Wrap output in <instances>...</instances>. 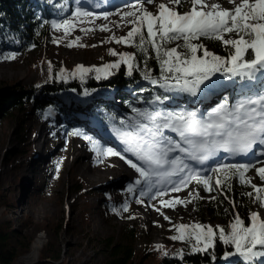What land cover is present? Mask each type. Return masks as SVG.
<instances>
[{"label":"rangeland","instance_id":"374dc122","mask_svg":"<svg viewBox=\"0 0 264 264\" xmlns=\"http://www.w3.org/2000/svg\"><path fill=\"white\" fill-rule=\"evenodd\" d=\"M74 1L72 13L79 7H75L76 4L79 5V1ZM221 1L214 2L220 3L224 8L233 7L232 4L226 5ZM95 2L104 3L105 8L92 12L81 7L84 11L96 15L92 18L84 17L82 22L77 19L76 26L68 34H65L63 28L51 26L47 29V36L41 44L27 52L19 50L16 46V49H13V45H10L9 55L6 56L11 57L14 54V58L0 59V67L7 69L6 74L0 75V92L17 85L31 87L39 94L38 86L47 82L51 74L47 65L48 60L65 68L66 74L63 78L65 81H72L77 75L81 76L76 72L78 65L86 68L103 67L120 58L119 55H111L110 50L117 53L127 52L128 44L116 43L113 36L117 39L126 36L132 25L122 22L116 10L119 8L123 11L125 5L137 4L143 0L126 1L117 6H108L106 0ZM159 3H167V0H154L153 4L145 3V7L148 11L158 14ZM176 10L181 13L189 11L190 5L185 2ZM103 12H110L112 15L105 20ZM105 24L108 31L101 30V26ZM225 38L229 36L226 35ZM211 52L218 55L216 51ZM93 76H96L94 71L85 73L83 79ZM102 78L103 73L100 79ZM214 79H218L220 83L215 92L204 97L197 98L188 94L184 98L180 93L163 87L166 90L165 95H157L161 97L160 101L155 99L147 101L138 97L132 104L123 108L120 96L113 86L104 91L92 93L86 91L84 94L76 89H68L60 93L59 97L55 96L54 102L58 107L64 106L66 112H71L70 117L75 124L82 126L76 127V131H65L63 124L67 117L58 107L52 105L46 107L44 117H39L34 110H32L34 113L28 115L15 113L11 118H5L0 112V188L8 200H11L10 204L2 203L4 206L0 204V224L12 223L16 234L20 235L19 239L13 237V244L22 254L20 263L30 264L40 254H50L52 249L59 254L60 260L68 258L71 264H102L109 253L103 240L112 237L115 243H127L128 232L132 228L136 233L132 241L134 247L139 251L143 249L154 251L156 253L154 262H158L167 257H181L184 251L191 247L190 244L196 245L195 237L189 238L187 233L184 240L171 239L172 236L178 235L174 225L182 223L210 225L217 231V237V226L224 227L227 232L229 223L234 219L231 215L225 221L210 215L202 216L200 202L207 201L213 193L206 191L203 185L195 181H191L180 192L168 191L163 197L165 200L179 197L190 200V203L164 207L160 203L161 198L155 196L158 187L153 188L145 196L140 195V192L147 191V188L143 182L140 185L136 184V180L139 179L138 173L133 181L127 176L117 180L118 175L102 172L109 169L110 158L114 160L118 158L101 154L103 150L108 147L117 151L123 150L124 145L119 142L121 141L118 134V129H121L119 121L135 116L132 108L148 111H196L206 115L220 104L217 100L220 95L232 93L233 99L237 100L241 97L242 91H247L237 82L228 87L223 83V76L220 74ZM126 90L133 93V88ZM62 96L73 105L62 101ZM165 96H168L167 100L163 99ZM103 117L109 120L108 125L103 123ZM76 132L81 134L75 135ZM23 133L28 138L27 142L22 140ZM168 134L175 136L173 133ZM84 135L91 136L98 142L96 148L90 141L84 139ZM75 146L87 153L80 165H76L77 161L72 160L71 152ZM130 159L135 160L133 156ZM117 161L120 162V166L125 164L131 168L124 161ZM222 163L237 164L235 160L227 161L226 157L220 163L208 166L206 174L213 175L210 169ZM254 165L264 166V160ZM97 173L103 176L97 178L95 177ZM245 176L252 183L264 187V182L259 180L254 168L246 172ZM78 187L82 189L79 190ZM129 188L132 190L129 191ZM159 189L165 190L162 186ZM197 194L199 199L196 198ZM138 200L142 203H137ZM111 203L117 206V213L111 211L109 206ZM125 205L127 211L124 210ZM252 208L264 219V208L255 200ZM165 216L169 219H165ZM28 238L33 239L32 247L26 250L24 244ZM37 238H41L39 250H35L33 246ZM235 257L225 261L233 264L248 261L240 256Z\"/></svg>","mask_w":264,"mask_h":264},{"label":"snow or ice","instance_id":"6c2138e0","mask_svg":"<svg viewBox=\"0 0 264 264\" xmlns=\"http://www.w3.org/2000/svg\"><path fill=\"white\" fill-rule=\"evenodd\" d=\"M185 2L189 3L190 10L183 13L177 11ZM228 2L233 5L230 9L214 0H167V3L157 5L158 14H154L145 7V3L153 4L154 0H143L125 5L123 11L119 8L116 10L121 21L132 25V28L126 36L118 39L113 36V39L116 43H135L141 53H148L149 50L154 53L160 78H153L147 69L143 74L144 79L152 84L162 80L161 87L200 98L215 92L220 81L214 77L220 74L229 79L240 78L244 81L240 87L247 89V93L242 91V98L234 104L230 105L225 98L206 115L196 111H148L134 107L132 112L135 116L119 121L121 129H118V134L124 145L123 150L108 147L101 154L120 157L139 174L136 184L143 182L147 188V191L140 192L141 196L157 186L164 187L165 190L157 188L155 193L164 207L189 203L179 197L163 199L168 191L180 192L195 181L208 192L215 187L224 194V189L230 188L228 181L235 176L254 190L246 195L250 199L254 197L255 202L264 208V187L252 183L245 176L254 168L259 180L264 182V166L222 163L210 169L213 173L210 176L193 164H205L221 149L230 154H248L255 145L264 146V0ZM95 15L77 7L72 19H64L60 23L54 21L52 27L63 28L68 34L76 26L77 19L82 22L84 17L92 18ZM111 15L110 12L102 13L105 20ZM101 30L108 31L107 24L102 25ZM226 35L229 38L226 39ZM201 38L220 41L225 47H230L228 57L209 51L199 43ZM76 39L79 40V37ZM174 42H177L175 46L169 47ZM249 50L251 59L246 58ZM198 52L202 54L198 55ZM110 54L119 55L120 59L103 67L78 65L76 72L80 73L81 79L85 73L92 71L96 73V79L101 78V73L107 78L112 74L110 69H118L125 64L127 75L131 76L136 67L132 62L135 55L117 53L115 50H110ZM5 58H14V54ZM163 99L167 100L168 96ZM155 100L160 101L161 97L157 96ZM84 139L96 148L98 142L91 136L84 135ZM129 153L135 160L128 158ZM260 155L264 156V147ZM196 198H200L198 194ZM137 203L142 201L138 200ZM124 210L127 211L126 205ZM165 219L169 218L165 216ZM248 219L250 224L246 226L244 219L237 214L228 226L229 231L226 232L224 227L217 228L218 239L234 246L235 251L228 255H238L251 262L254 258L264 259V219L257 211H252ZM174 228L178 235L172 236L173 240H184L187 233L189 238L195 237L197 245L203 242L204 248L194 246V251L207 249L217 237V231L210 225L182 223L174 225Z\"/></svg>","mask_w":264,"mask_h":264},{"label":"trees","instance_id":"16d2710c","mask_svg":"<svg viewBox=\"0 0 264 264\" xmlns=\"http://www.w3.org/2000/svg\"><path fill=\"white\" fill-rule=\"evenodd\" d=\"M72 7L71 2L69 4L67 0H0V59L9 55L10 45H13V49L17 47L24 52L40 45L41 41L47 36V29L52 26L54 21L60 23L64 19H72ZM144 32L146 35V28ZM175 43L177 42L170 44L169 47H174ZM199 43L204 44L209 51H216L222 57H228L231 50L230 47H225L222 42L207 38H201ZM128 49V53L135 55V60L132 62L136 67L133 69L131 76L127 75V65L121 64L118 69H110L112 74L107 78L96 79V76H93L89 79H81V76L77 75L74 80L65 81L63 77L66 74V69L48 60L47 65L51 74L47 82L43 83L42 86H38L39 94H36V90L28 86L13 85L4 89L0 92V112L5 118H11L15 113L28 115L31 112L34 113V111L39 117H44L48 105L58 107L54 102L55 96L59 97L60 93L68 89H76L79 93L84 94L86 91L89 93L104 91L109 86H113L120 96L122 108L132 104L138 97L151 101L157 95L164 96L166 90L160 87L163 83L162 80L158 84H152L150 80L146 82L144 75H140L141 72L144 73L147 69L153 78H160L158 62L153 58L154 53L151 50L148 53H141L135 43L128 44ZM201 54L198 52V55ZM246 58H252L250 50ZM137 68L139 71H137ZM235 82L238 84L244 83L240 78L229 79L223 76V83L227 84L228 87L234 85ZM128 88H133V93L128 92L126 90ZM180 95L185 98L188 94L180 93ZM225 98H227L230 105L234 101L233 95L230 93L224 96L220 95L219 102H224ZM62 101H65L66 104H72L64 96H62ZM58 108L67 117V121L63 124L65 131H76V127H82L75 124L74 120L71 119L72 117H70L71 112H66L64 106ZM102 121L107 125L109 123V120L105 117L102 118ZM22 140L23 142L28 140L25 133H23ZM221 177H223V173H221ZM228 184L230 188L226 187L224 194L214 187L213 195L207 201L201 200L200 213L202 216L210 215L214 218H220L222 221H225L229 215L234 219L238 214L241 219H244L247 226L250 224L248 217L253 211L254 197L250 199L246 193L254 190L247 184H242L239 178L235 176L228 181ZM78 189L81 190L82 187H78ZM212 197H215V199H212ZM10 201L0 188L1 206H4L2 203L10 204ZM109 206L111 211L118 212V208L114 203L109 204ZM227 229L229 231V228ZM128 235L129 242L127 243H115L112 237L103 240L109 253L102 264H233L225 260L234 256H236L235 258L239 257L238 255L229 256L228 253L235 251L234 246L225 244L217 237L213 240L212 245L205 250L194 251V245L190 244L191 247L187 248L181 257H167L154 262L156 257L154 251L148 249L139 251L134 247L132 242L136 237L134 228L129 230ZM14 236L19 239L20 235L16 234V229H14L12 223L0 224V264H23L19 261L22 254L17 251L16 246L13 244ZM32 240V238H28L27 242H24L26 250L32 247ZM195 244L196 247L204 248L203 242L198 245ZM258 250L261 249L258 248ZM27 256L29 257L30 254H27ZM244 263L264 264V259H254L252 262L245 261ZM244 263L239 262L238 264ZM30 264L71 263L68 258L60 260L59 254L51 249L50 254L42 253Z\"/></svg>","mask_w":264,"mask_h":264},{"label":"bare ground","instance_id":"6f19581e","mask_svg":"<svg viewBox=\"0 0 264 264\" xmlns=\"http://www.w3.org/2000/svg\"><path fill=\"white\" fill-rule=\"evenodd\" d=\"M215 1V0H214ZM211 2H213V0H211ZM222 3L224 2L226 5H231L228 0H222L221 1ZM6 70L3 66L0 67V75H3V74H6ZM72 153V160L73 161H77V163H75L76 165L77 164H81L83 158H85L84 155H86L87 153H85L83 150H79L78 147L75 146L74 150L71 152ZM128 158H131L132 155L129 153L127 154ZM117 160H122L120 157L118 158H115ZM110 162L108 164L109 166V169H105V170H102V172L106 173V174H116L118 175V179H122L124 178L125 176L131 178V180H135V177H136V172L134 171V169L132 168H128L125 166V164H123L122 166H120V162H118L117 160H114L112 158H110ZM124 161V160H122ZM124 163H126L124 161ZM103 176V174L101 173H97L95 177L97 178H101ZM190 199V198H189ZM188 199V200H189ZM190 201V200H189ZM25 202V201H24ZM190 203V202H189ZM189 206V205H188ZM182 207V206H181ZM34 249L35 250H39V248L41 247V238H37L35 241H34Z\"/></svg>","mask_w":264,"mask_h":264}]
</instances>
